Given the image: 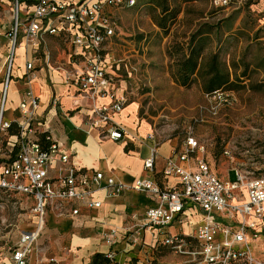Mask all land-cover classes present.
<instances>
[{"label": "built area", "instance_id": "obj_1", "mask_svg": "<svg viewBox=\"0 0 264 264\" xmlns=\"http://www.w3.org/2000/svg\"><path fill=\"white\" fill-rule=\"evenodd\" d=\"M137 0H36L23 19L22 0H12L11 49L6 62L4 87L0 101V208L14 195H28L34 200L32 212L37 219L35 229L22 232L19 242L12 247V264H40L30 260L34 242L40 236L48 210L58 216L75 217L82 203L88 209L99 208L101 201L94 195L107 191L109 196H119L134 189L147 193L155 205L145 213L143 225L127 231L128 242L146 247L143 231L166 229L183 217L189 206H197L203 212L202 223L191 235L162 234L154 246L166 247L175 254L186 256L188 264H264V258L254 254L253 241L264 240V174L257 175L234 165L236 179L229 175L221 178L208 160L202 159L191 170L178 161H188L197 150L205 152V146L189 133L180 151L168 157L163 175L176 178L171 186L162 187L155 179L142 177L132 184L116 181L99 170L77 168L68 153L61 150V143L51 133L39 137L37 113L40 98L29 87L19 104V118L8 120L5 116L9 82L19 38L25 36L28 46H37L44 34L58 35L70 41L72 57L78 66L59 68L64 70L67 82L74 83L93 102L92 114L86 125L98 129L103 139L121 140L128 135L125 125L115 119L129 103L127 93H118L117 81L110 73L107 43L114 36L115 8L132 7ZM216 9H225L233 0H211ZM47 60L50 61V56ZM33 61L26 62V76L33 78ZM215 102L228 104L230 93L217 91ZM98 97H110V103L98 104ZM59 103L58 98L53 104ZM16 125V131L10 129ZM157 146H153L145 159L144 167L153 171ZM224 155L235 163L236 154L230 148ZM58 166L53 172V162ZM236 164V163H235ZM6 220L0 217V225ZM113 240L118 229L103 234ZM107 258L115 262L110 251ZM54 261V259H52ZM150 260H147L149 263ZM110 263V264H111Z\"/></svg>", "mask_w": 264, "mask_h": 264}, {"label": "crops", "instance_id": "obj_2", "mask_svg": "<svg viewBox=\"0 0 264 264\" xmlns=\"http://www.w3.org/2000/svg\"><path fill=\"white\" fill-rule=\"evenodd\" d=\"M12 3V0H0V101L11 49ZM35 3L36 0H22L23 19ZM47 36L61 37L44 34L37 46H28L25 36L19 38L6 100V118L11 121L19 118V104L30 87L40 98L37 113L39 137L44 139V133H51L61 143V150L69 154L74 166L111 174L116 181L125 184L150 177L162 187L173 185L176 178L164 176L163 168L167 158L182 149L185 140L179 141L153 128L149 119L141 114L139 102L132 99L115 116L117 121L125 125L128 131L126 137L118 141L103 139L100 130L89 129L86 122L92 114L93 102L74 83L67 82L64 70L59 68L80 64L72 57L74 48L68 41L70 48L65 51V56L52 63L46 55H49ZM27 60L33 61L35 66L30 82L26 76ZM109 70L117 81L118 93H127L123 81L113 69ZM54 98L59 99L57 105L53 104ZM96 102L110 103L111 98L98 97ZM155 145L157 155L154 170L147 171L144 162ZM202 159L208 160L216 172L209 157L201 150H197L188 161L178 162L185 168L195 170ZM52 166L54 172L58 162L54 161ZM94 199L102 202L99 208L88 209L82 203L74 204L80 209L79 215L75 217L58 216L48 210L44 228L30 252L31 262L91 264L96 253L114 251L119 264H143L150 259L158 260L159 252L152 246L157 239L163 238L162 234L191 235L203 220L201 209L191 205L183 217L168 228H146L143 238L147 246L138 247L127 241V231L144 224L145 213L155 205V201L147 193L134 189L126 190L119 196H109L107 191L101 190L94 195ZM33 205L31 196L14 195L0 208V217L6 220V224L0 225V264H12V247L19 242L22 232L35 229L37 219L32 212ZM114 228L118 229L117 237L113 240L104 238L103 234ZM258 243L262 249L259 256L264 258V240ZM180 257L186 264L187 257Z\"/></svg>", "mask_w": 264, "mask_h": 264}, {"label": "rangeland", "instance_id": "obj_3", "mask_svg": "<svg viewBox=\"0 0 264 264\" xmlns=\"http://www.w3.org/2000/svg\"><path fill=\"white\" fill-rule=\"evenodd\" d=\"M113 14L115 33L106 45L111 69L153 128L179 141L192 133L221 178L228 173L235 180L232 169L237 164L263 175L264 0H233L219 10L211 0H137ZM165 15L166 27H161ZM47 40L50 62L55 63L70 44L63 37ZM195 46L202 47L199 67L182 85L173 73ZM214 62L230 73L223 85L230 93L228 104L206 95L203 74ZM228 148L236 154V164L224 155ZM262 239L251 244L257 256ZM158 252L152 264H185L166 247Z\"/></svg>", "mask_w": 264, "mask_h": 264}, {"label": "trees", "instance_id": "obj_4", "mask_svg": "<svg viewBox=\"0 0 264 264\" xmlns=\"http://www.w3.org/2000/svg\"><path fill=\"white\" fill-rule=\"evenodd\" d=\"M185 2L192 1V0H183ZM233 3V2H232ZM167 8H163V12L168 11ZM219 10V9H218ZM167 22V16H163L160 19L159 26L166 27ZM208 32V31H206ZM193 39L190 40V44H192ZM201 49L202 47H192L189 54L184 56L179 62H178V68L173 73V75L176 77L177 80L181 81L182 85L187 84L189 79L196 74V71L199 67V58L201 55ZM230 73L227 71H221L217 66L216 62H214L213 65H211V70L203 74V77H205V91L206 95H212L217 91H227L223 88V85H225L228 82V77ZM16 131V125H13V127L10 129V134L14 133ZM155 251H158L160 248H163L161 246H155L153 247ZM155 260L149 261V263L146 261L143 264H152ZM110 260L107 258V254L105 253H96L91 264H110ZM111 264H119L116 259L115 262H112Z\"/></svg>", "mask_w": 264, "mask_h": 264}]
</instances>
